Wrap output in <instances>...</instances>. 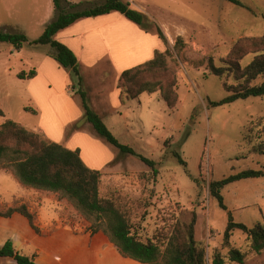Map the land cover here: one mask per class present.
I'll return each mask as SVG.
<instances>
[{"label": "rangeland", "instance_id": "374dc122", "mask_svg": "<svg viewBox=\"0 0 264 264\" xmlns=\"http://www.w3.org/2000/svg\"><path fill=\"white\" fill-rule=\"evenodd\" d=\"M68 1L75 4L76 9L84 10L103 0ZM134 2L144 11L151 29L161 22L172 30L165 33L168 43L161 51H167L168 64L177 75V107L169 108L158 92L143 93L120 105L113 100L105 107L100 106L96 98L90 97L100 98V77L84 64L81 88L88 94L90 107L100 114L116 138L135 153L122 151L94 130L78 92L77 76L58 65L52 57L55 49L50 45L36 46L38 48L26 45L16 50L11 43L0 42V107L5 112L0 115V125L13 119L45 138L51 139L49 133H55L53 140L79 148L88 165L103 173L104 195L119 189L128 198L140 199L142 205L145 204L138 214V220L143 216L139 232L144 240L162 233L177 220L190 221L196 212L197 238L206 243L208 256L216 248L226 255L230 246L223 245V233L229 214L211 195L209 185L213 180L242 170L264 167V154L254 149L264 139L263 125H255L264 118V97L213 104L226 98L229 92L224 87V78L211 73L209 61L213 59L221 65L238 39L264 34L261 14L264 0H242L243 5L228 0ZM52 17H56L52 0H0V31L22 30L35 40L43 34L45 22ZM124 21L130 24L125 26ZM138 26L124 17L122 21H115L111 26L114 32H107L106 36L111 42L121 38L129 41L132 29ZM176 29L185 31L175 32ZM253 56L243 59L242 65L252 61ZM44 62L43 74L19 77L21 72L28 73ZM67 76L71 80L70 91ZM262 81L260 78L255 84ZM121 84L119 80V88ZM26 107L37 108L38 113ZM252 122L255 128L248 139ZM34 127H38L37 130ZM40 128L43 131L38 130ZM74 132L83 133L79 136L84 135L89 141H71ZM176 152L187 161V166L179 161ZM142 156L156 162L157 176ZM115 169L117 173L113 172ZM30 190L33 189L22 185L11 170L0 169L1 212L19 205L18 197ZM222 193L235 221L249 226L258 221L264 223V177L231 183ZM53 196L63 200L58 194ZM44 207L46 219L57 216L55 204L49 202ZM73 207L69 202L65 211L75 219ZM77 214L82 216L78 211ZM246 236L236 230L231 246L245 251V264H264V251L257 254L251 250ZM226 260L227 264H237L228 257Z\"/></svg>", "mask_w": 264, "mask_h": 264}, {"label": "trees", "instance_id": "16d2710c", "mask_svg": "<svg viewBox=\"0 0 264 264\" xmlns=\"http://www.w3.org/2000/svg\"><path fill=\"white\" fill-rule=\"evenodd\" d=\"M237 5H243L242 0H228ZM56 17L45 28L43 34L31 40L23 32L0 31V42H9L15 49H22L27 44L33 46L50 45L55 49L52 57L59 64L71 71L78 78L80 86L78 92L83 99L87 120L94 130L107 141L124 152L135 153L134 149L122 144L106 125L100 114L93 110L87 102L88 94L81 88L83 76L76 53L65 43L56 39L59 31L71 26L81 18L95 17L118 11L129 20L146 27L144 12L131 6L125 0H103L84 10L76 9L75 4L68 0H53ZM264 19V11L261 13ZM160 38L168 43L163 30L158 27ZM253 54V59L247 65L242 60ZM211 73L224 78V87L229 95L221 101L213 102L220 105L232 103L239 99L250 97H264V34L260 36H246L238 39L229 55L217 65L213 59L209 61ZM37 70L28 73L23 71L20 78H33ZM262 78L263 81L255 84ZM122 84L121 100H133L143 93L159 92L168 107L174 109L178 105V79L176 72L170 67L167 51L157 50L150 60L125 69L120 76ZM232 80V83L229 82ZM75 87V86H74ZM37 113L36 110L26 107ZM0 107V115H4ZM248 128V139L255 125H263L264 118L257 123H251ZM254 149L264 154V139L258 142ZM179 161L187 166V161L179 152L175 153ZM142 160L152 168L155 176L159 174L156 162L142 156ZM0 169H8L24 186L38 190L56 193L60 198L68 200L82 217L90 223L92 232L103 231L111 241L118 246L121 253L129 258L146 264H227L229 261L245 264L246 254L241 248L231 246L233 232L241 230L251 250L257 254L264 251V223L256 222L249 226L235 221L232 211L228 209L222 190L229 184L247 179L264 177V167L261 169H246L230 174L219 180L211 181L209 185L211 195L219 205L228 211L229 220L223 233V245L230 246L226 255L222 249L216 248L208 256L207 245L197 238L198 215L196 212L190 221L177 220L170 228L152 238L143 239L139 232L143 219L138 220L142 209L140 199L128 198L119 189H113L110 195L102 192L103 173L89 166L84 160L79 148H70L60 142L45 138L33 129L23 124L7 119L0 125ZM15 212L25 215L31 225L37 229L35 216L27 205L21 204L10 207L1 216L9 217ZM0 257H12L18 264H41L30 256L18 251L12 240H7L0 246Z\"/></svg>", "mask_w": 264, "mask_h": 264}, {"label": "crops", "instance_id": "0c3cea01", "mask_svg": "<svg viewBox=\"0 0 264 264\" xmlns=\"http://www.w3.org/2000/svg\"><path fill=\"white\" fill-rule=\"evenodd\" d=\"M125 1L130 2L132 7L144 12L140 7L136 6L134 0ZM52 4L54 6L53 0ZM124 17L120 12L113 11L95 17L81 18L71 26L59 31L56 35V39L65 43L76 53L80 69L84 67V64L89 71L99 75L101 86L98 88V91H100L98 97L100 98L97 99L95 95L90 97L96 98V103L98 102V105L104 107L113 100L118 105L122 104L119 80L121 73L125 69L150 60L154 57L157 50H163L165 42L157 35V28L160 27L164 33L172 32L168 28L169 26H163L160 22L157 27L153 26L154 29H151L148 25L146 27L141 25L134 27L131 32L132 39L129 41L123 40V38L116 40L117 42L109 41L106 33L114 32L111 26L115 21L124 20ZM53 20L54 18L52 17L49 21H46V27ZM127 24L129 25L130 23L124 21L123 25L127 26ZM184 31V29L175 30V32ZM12 32L25 33L22 30H14ZM95 35L99 37H95ZM29 46L38 48L33 45ZM55 61L62 67L57 60ZM45 62L42 65L39 63L34 68L37 70L36 76L44 73ZM81 74L84 79L82 69ZM69 78L67 76L66 81L70 91L69 82L71 80ZM106 81H110L113 86H110ZM34 109L38 111L37 108ZM37 128L34 127L36 130ZM38 130L43 131L41 128ZM49 134L51 139L56 138L55 133H53L54 135ZM80 134L83 133L74 132L71 141L75 139L76 141H83V139H85V142L89 141L86 136H79ZM68 147L72 148L71 145ZM113 172L117 173L118 171L115 169ZM32 189L30 193L25 192L18 197V204L27 205L29 211L35 216V224L39 231L20 212H15L9 217L0 215V246H3L7 240L12 239L18 251L26 255L35 256L36 261L41 264H146L124 256L118 246L103 231L92 232L89 229V222L77 214L73 205L76 215L71 212L75 219L70 218L65 211V206L69 204L68 200H60L53 196V194H56L53 192ZM47 193H50V195ZM49 202L57 206V216L46 219L44 205ZM0 264L18 263L12 257H0Z\"/></svg>", "mask_w": 264, "mask_h": 264}]
</instances>
